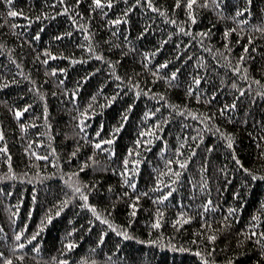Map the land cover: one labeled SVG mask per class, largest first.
Returning <instances> with one entry per match:
<instances>
[{"label": "trees", "instance_id": "16d2710c", "mask_svg": "<svg viewBox=\"0 0 264 264\" xmlns=\"http://www.w3.org/2000/svg\"><path fill=\"white\" fill-rule=\"evenodd\" d=\"M66 2L74 3V0H66ZM158 3L160 6L171 9L173 0H158ZM90 4L91 0H82L79 11L74 15L84 14V18L78 19L77 22L87 25V30L94 36L92 41L88 40L84 29L70 24L66 14L54 15L60 12V6L53 4L52 0H12V8L25 13L24 16L19 17L8 16L9 8L5 0H0V42L7 45V48H0V82L7 83L3 80L4 76L18 81L15 84L9 83L6 88H0V124L4 128L8 146L7 154L0 153V174L8 172L7 156L10 155L12 170L18 175L27 174L28 177L27 179L0 180V251L9 255L4 236L6 235L10 242L14 238V231H19L26 226L27 235L34 232L39 234L31 246L26 245L24 251L27 255L23 264H50V258L53 256L58 259L69 258L70 264H75L82 256L90 260L95 259L97 264H204L195 251L197 248L204 251V245L212 247V243L208 241H205L204 245L199 243L201 237L198 230L209 231L201 229L203 219L209 220L213 228L219 229L222 227L219 223L221 216L227 214L229 207H235L237 211L230 217L231 228L220 232L217 240L213 242L215 249L212 253L213 258L217 264H225L228 259H233L234 264H256L258 260L264 264V258L259 256V249L255 247L254 241L242 245L236 243L237 239H242L237 236V233L241 229L248 231L249 223L253 224L257 230H264V212L260 213L259 221L251 219L260 212L261 205L264 204V179L251 180L249 174L235 163L231 149L227 148L224 140L215 133L214 129L208 131L203 129L201 124L203 142L192 141L191 136L197 132L196 126L200 124V121L195 117L177 114L164 100L159 99L158 96L154 98L155 94L164 93L171 103L178 105L186 103L197 113L211 115L223 102H231L234 98V90L228 86L235 78L233 73L215 65L211 55L201 50L194 40L188 49L182 50L180 62L172 60L176 40L179 39L184 44L191 39L177 32L165 44L161 52L155 55L148 64V68L153 69L156 64L169 59L172 62L167 68L158 71L161 76H166L174 68H180L179 78L171 87L162 79L154 80L150 71L142 70L141 54L159 46V41L168 31L175 32L176 26L169 24L155 13L141 15L143 10L139 7L129 13L130 23L109 26L107 19L89 11ZM124 7L123 0H117V4L108 10L109 18H115ZM262 9H264V0H253L251 6L253 15L249 17L252 23L264 17ZM45 12L48 13L47 17L40 20L34 19ZM226 12L231 15L232 9L229 8ZM150 16H155V19L151 20L154 30L146 33L145 37H138V33L146 26ZM174 16L180 26H183L182 22L185 20L183 10H176ZM29 18L32 19L31 24L27 23ZM14 24L17 27L13 28ZM225 26L233 25L229 20L218 21L215 14L209 10H200L197 23L191 25V28L194 33L200 29L211 28L210 43L215 47L223 48L221 36ZM37 31L40 32L38 40L35 39ZM68 31L72 32L71 36L55 39L61 32ZM113 32H116L115 36L112 35ZM249 32H252L251 27L246 30L245 37H240L238 33H232L229 37L233 45L231 52L233 59L240 55L241 45L247 43L246 37ZM252 34L256 35V39L249 45L247 56L251 59L247 61V67L250 75L261 79L264 84V75H261L264 71V39L254 32ZM125 36L132 41L134 51L128 49ZM237 39L240 40L239 44L236 43ZM85 44L95 45L96 53L91 59L88 58L89 53L84 47ZM45 48L50 54H54L53 58L43 54ZM8 49H11V54L16 57L15 62L10 60ZM121 51L126 53L123 58L120 55ZM38 52L42 54L36 58ZM185 53L193 58L185 62L183 59ZM99 54H103L106 59L100 60ZM201 55L209 64V73L215 69L228 81L226 88L219 90L217 96L211 98V103L197 102L194 97L186 95V86L190 85L187 73L192 70L196 58ZM45 59L48 60L47 64L43 63ZM73 59L77 62L72 63ZM109 60L116 62L114 72ZM17 63L22 66L20 70L25 73V76H30L31 81L36 82L35 86L39 87L44 94L43 99L32 90L31 81L19 75L16 69ZM53 68L57 69L55 74H51ZM60 68L65 69V72H60ZM117 76L124 79L118 80ZM85 77L87 79H84ZM59 81H63V84ZM237 83L243 86L245 82L237 80ZM132 84L139 85L141 92L139 96L136 95L137 89H134ZM252 88L255 91H264V88L255 84H252ZM65 89L68 91L65 92ZM72 90L77 93L74 99L80 111H83L88 103H92L95 114L88 116L87 127L84 129L89 140L110 138L113 135V128L121 122L125 109L129 104L133 105L127 113V121L123 122L124 127L116 135L113 144L116 154L111 160L99 150H94L92 145L85 141L83 134H78L75 128L76 121L73 119L77 111L69 101ZM148 91L154 95H148ZM114 93L118 95L109 103ZM93 95L96 97L94 101L91 99ZM248 97H254L255 103H252L249 98H241L237 102L238 115L230 113L233 115L231 121L216 115L214 123L222 131L233 133L235 154L244 167L253 169L264 176V156L260 155L264 152V146L257 147L258 122H264V97L254 96V92H249ZM25 104L31 107L20 118V122H29L35 127H29L22 135L19 123L11 109L23 108ZM45 106L48 109L47 122L51 124V128H46L44 123ZM157 108L159 112L155 116L144 119L147 111H155ZM169 113H172V116L167 124L161 126L162 131L157 134L158 138L147 146L143 144L139 146V158L142 162L139 165L140 171L136 175L137 188L130 191L119 176V171L122 170L119 165L127 154L128 148H136L134 141L139 137V132L153 127L156 120L168 118ZM245 114H247L248 123L242 124L240 120L245 117ZM208 127L212 128V123H209ZM37 132L42 134L50 132L52 139H49L47 135L37 137ZM97 132L100 133L99 137L96 136ZM185 135L189 137V143L194 147L199 144L197 153L183 171L181 180L176 185V191L163 202V219L160 228H153L155 209L161 207L153 203V198L154 195L163 192V189L155 193L152 191L154 181L158 171H165V160L172 158L173 150L180 137ZM40 139H43L44 143L36 142ZM141 139L153 138L146 134ZM164 141H167L168 150L161 154V148L165 147ZM259 143L264 144V142ZM77 144L80 145V151L69 162L68 154ZM209 145H214L210 153L205 151ZM2 146L3 143L0 142V148ZM26 147L29 148L27 153L23 151ZM52 147L56 148V156H53L51 152ZM93 151L96 152L95 159L100 161V165L94 166L89 162V166L78 173L79 179L96 185V188L88 193L89 202L95 204L102 215H106L105 210H107L110 216L106 218L126 228L130 234L128 239L117 234L119 229L113 231L99 221L91 225L89 231V222L93 217L90 210L79 207L82 203L79 197L63 208L59 216L55 215L56 201L63 199L65 193L71 195V189L65 184L67 176L64 174L75 171L78 165L92 155ZM184 154L185 156L189 154L187 149L184 150ZM45 155L49 157L48 160L40 158ZM57 157L58 163H53ZM205 161H207V171L202 173L200 166ZM112 167H116L117 171L104 170ZM221 168L226 169V173H221L219 171ZM37 173L43 174L41 179H35ZM51 173L56 175H50ZM202 177L208 181L210 195L214 204L218 206L205 214L203 219L200 215L201 210L197 209V205H201L207 195L199 188ZM162 179L167 183V177ZM193 184L197 186L195 189L192 187ZM109 185L112 186L111 192L108 191ZM125 192L129 193V196L133 193H148L147 196H141L138 202L140 207L135 217H129L128 197L116 199ZM235 192H239L240 195L234 196ZM34 194L35 200H33ZM112 204H115V208ZM9 205L13 207L9 208ZM17 208L18 215L12 218L15 221L13 224L10 220L11 212ZM49 209H52L51 213ZM180 211H185L193 216V219L176 227L172 221L177 219V213ZM48 214L53 216L50 223L45 220ZM42 220L45 224L43 228L40 227ZM72 227L77 229L71 237L76 241V247L72 249L70 256L65 253L61 257L59 255L61 244ZM101 231L106 232L105 241L103 244H97ZM147 240H157L159 243H144ZM36 244L40 245L38 255L32 251ZM181 248L189 250L181 251ZM92 249L95 251L93 252ZM13 264H20V262L14 259Z\"/></svg>", "mask_w": 264, "mask_h": 264}, {"label": "snow or ice", "instance_id": "6c2138e0", "mask_svg": "<svg viewBox=\"0 0 264 264\" xmlns=\"http://www.w3.org/2000/svg\"><path fill=\"white\" fill-rule=\"evenodd\" d=\"M125 7L121 10V12L115 16V18H109L108 16V10L112 9L115 4H117V0H91V4L89 5V11L93 14H99L100 16L107 19L109 26H117L121 23H130L129 21V13H132L134 9H137L138 7L141 8L143 11L141 15H144L145 13H155L159 17H162L165 21H167L169 24L176 26L175 32L168 31L164 38H162L159 41V46L154 47L151 50L144 51L141 54V63L143 65L142 70H148L152 73L154 80H163L165 81L169 87L173 86L176 81L178 80V74L180 73V68H174L168 75L161 76L160 72L158 70L165 69L167 66L172 62L169 59H164L161 63H158L154 66L153 69L148 68V64L151 62L152 59H154L155 55L157 53H160L161 50L164 48L165 44L172 39L176 33H180L185 35L186 37H191V39L187 40V43L182 44V42L177 39L175 44L176 47L174 51L172 52V60H175L177 62H180L182 59V50L188 49L192 44L193 40L199 45V48L203 50L204 52H207L211 55L212 61H214V64L217 66H221L223 68L228 69L233 73L234 79L232 80L231 84L228 85V81L224 76H221L219 72H217L215 69L212 70L211 73H209L208 68L209 64L206 62V58L201 55L199 58H196V63L192 65V70L187 73L190 85L186 86V95L188 97H194V99L197 102L203 101L204 103H211V98H215L218 94L219 90L225 89L226 85H228L232 90H234V98L231 102H223L220 107L217 108L216 112L212 113L211 115H206L203 113H197L193 110H191L188 105L185 103L183 105H178L171 103L167 100V97L164 93H158V94H152L150 91H148V95H154V98L156 96L159 97V99L164 100L169 108H172L176 111L177 114H184L187 116L195 117L197 120L200 121V124H198L197 132L195 135L191 136L192 141H200L203 142L204 135H203V129H208V131H215L216 134H218L226 144L228 149H231V155L235 161V163L242 168V170L249 174V177L251 180H257V179H264V176H262L260 173L254 171L253 169L244 167V165L241 163L239 157L235 154V148H234V142H235V136L231 132L222 131L218 125L214 123L216 115H219L221 117H224L228 121H231L233 119V115H230V113L236 114L237 113V102L241 98H249L252 103H255L254 97H248L249 92H254V96L264 97V91H255L252 88V84H255L261 88H264V84H262L261 79L256 78L255 76H251L247 67V61L251 59L250 56H247V53L249 51V45L253 43V41L256 39V35H253L252 33H256L259 35L260 38L264 39V17H262L258 22L252 23V20L249 19L251 17L252 11L251 6L253 3V0H173V4L171 9L167 7L160 6L158 3V0H123ZM6 5L9 8V11L7 12L8 16L11 17H19L24 16L25 13L22 10H17L12 8V0H5ZM53 4H58L60 6V12L54 13V15H60V14H66L68 16V19L70 21L71 25H74L76 28L84 29L87 38L89 41H92L94 39V36L91 32L87 30V25L81 23H78V19L84 18L83 13H79V16L74 15L79 11V6L82 3V0H74V3H67L66 0H52ZM229 8L232 9L231 15H228L226 10ZM183 10L185 20L182 22L183 26H180L177 19L175 18L174 14L176 10ZM200 10H209L215 14V17L218 21L220 20H229L232 23V27L225 26L221 39L223 40V48L215 47L210 43L211 37H212V31L211 28L208 29H200L197 32H193L191 25H195L197 23V20L199 18ZM264 11V9H262ZM48 13H42L41 16H36L34 19L40 20L43 17H47ZM155 19V16H150L148 23L146 26L143 27V29L138 33V37H145L146 33H149L151 30H154L153 24L151 23V20ZM28 24L32 23V19L29 18L27 20ZM13 28L17 27V25H12ZM251 27L252 32H249L247 34V43L241 45L242 51L238 57L235 59L232 58L231 52L233 45L229 41V37L232 33H238L240 37H245L246 30ZM119 29L117 28V32ZM72 32H61L55 39H60V37L63 36H71ZM113 36L116 35V32L112 33ZM35 39H40V32L37 31L35 33ZM128 49L130 51H134L132 41L128 40V37H124ZM31 43V41H29ZM237 44L240 43V40L237 39ZM182 44V47H181ZM207 44V47H206ZM84 47L87 49L89 53V59L92 58V55L96 53L95 45H89L85 44ZM117 47H120L117 45ZM0 48H7V45L5 43L0 42ZM9 52V58L11 61L15 62L16 57L11 54V49H8ZM42 53L38 52L36 54V58H39ZM43 54H47L49 58H53L54 54H50L49 50L45 48L43 50ZM121 58H123L126 53L121 51L120 53ZM98 58L100 60H105L106 58L103 56V54H99ZM193 57L188 55L187 53L184 54L183 59L185 62L187 60H191ZM77 61L75 59L72 60V63H76ZM112 65L113 72L115 71V61H108ZM44 64L48 63V60H43ZM21 65L19 63L16 64V69L19 72V75L22 77H25V79H28L31 81L30 76H25V73L21 71ZM60 72H65V69L60 68ZM57 72V69L53 68L51 69V74H55ZM261 75H264V71H262ZM118 80H123L124 77L117 76ZM84 79H87L85 77ZM4 81H7V83L0 82V88H6L9 83L15 84L18 81L15 79H9L7 76L3 77ZM237 80L244 81V85L240 86L237 83ZM214 81H218V83H214ZM129 82H131V78H129ZM60 84H63V81H59ZM31 84L33 86V89L38 96H40L42 99L44 98V94L41 92L39 87H36L35 81H31ZM132 87L134 89H137L136 95L139 96L141 94L139 90L138 84H132ZM247 90V91H246ZM68 90L65 89V92ZM55 95V93H53ZM77 95L75 90H72V94L69 97V101L73 104L74 108L77 111V115L73 117V119L76 121L75 128L78 130V134H83V138L87 143H90L94 150H99L100 152L104 153L105 156L111 160L113 156H115V148L113 147L114 141L116 139V135L120 132V129L124 127V121H127L128 115L127 113L131 110L133 107L132 104H129L128 107L125 109L124 113L121 116V122L117 127L113 128V135L108 139H99L97 140H89L87 133L84 131V129L87 127L86 120L90 114L94 115L95 112L92 108V103H88L83 111L79 110V106L76 104V101L74 97ZM118 93H114L112 98L108 101L111 103L113 100H115ZM93 101L96 99L95 95L91 98ZM31 106L29 104H25L23 108L15 107L12 108L11 111L14 113L15 118L17 119V122L19 123V128L21 130V134L25 132L29 127H35L34 124H30L29 122H20V118L24 115V113L30 108ZM103 107V106H102ZM159 112V108H157L155 111H147L145 113L144 119H147L148 117L155 116L156 113ZM47 116H48V109L45 106L43 109V117H44V123L46 128H51V124L47 122ZM172 113L168 114V118H162L155 121V125L153 127L148 128L147 130H142L139 132V137L134 141V144L136 148H128L127 154L123 157L119 168L122 169L119 171V176L122 178L123 184L127 185L128 188L131 190H135L137 188V178L136 175L140 171L139 165L141 164L140 152L138 151L139 146L141 144L147 146L150 143H153L156 138H158L157 134L162 131V125L167 124L169 122V119L171 118ZM33 119H38L37 117H33ZM212 123V128L208 127V124ZM240 123L247 124V114H245V117L240 120ZM259 123V131L257 134V147H262L264 144H261L259 142H264V122H258ZM203 125V129H201L200 125ZM151 136L153 139H141L142 137H145V135ZM42 135H47L49 139H52L50 132L40 133L37 132L36 136L40 137ZM100 133L97 132L96 136L99 137ZM0 142L3 143L2 148H0V153L7 154L8 153V146L6 143V137L5 132L2 124H0ZM37 143H44L43 139L37 140ZM165 147L161 148V154H164L167 152V141H164ZM103 145H107V147H102ZM199 147V144H197L195 147L193 144L189 143V137L187 135L180 137L179 142L176 146V148L173 150L172 158H168L165 160V171H158L157 177L154 181V185L152 188V191L158 192L160 189H163V192L154 195L153 203L158 204L161 207L155 209V219L152 222L153 228H160L161 221L163 219V202L166 201L170 196H172V193L176 191V185L181 180V175L183 171L187 168L189 161L196 155L197 148ZM214 145H209L205 151L206 152H212ZM187 149L188 155L185 156L184 150ZM24 152H29V148H24ZM80 151V145L77 144L75 148L68 154V160L69 162L72 160V158L77 156V153ZM51 152L53 156H56V148L52 147ZM36 155V154H33ZM261 156H264V152L260 153ZM96 152L93 151L92 155L88 157V159L82 164L78 165L75 171H71L69 173H65L64 175L67 176V180L65 181V184L69 189H71V195L65 193L63 195V199L56 201V211L55 215L59 216L63 208L67 207L68 204L71 201H74L77 197L82 201V203L79 204V207L82 209H88L90 210L93 219L89 222V231L91 230V225H94L99 221L102 225L107 226L108 229H111L113 231H118V235L124 237L125 239H128L130 234L126 228H123L120 225L115 224L110 219L106 218L107 216H110V213H107V210H105L106 215H102L100 211H98L97 206L95 204H92L89 202V195L93 189L96 188L95 184H90L88 181H83L79 179L78 173L83 169L87 168L89 166V162H91L92 165L98 166L100 165V161L95 159ZM135 157V158H133ZM43 160H48L49 157L47 155L40 157ZM8 160V172L4 174H0V180H9L13 178L17 179H27V174L24 175H18L16 172L12 170L11 166V156H7ZM33 163H35L33 161ZM53 163H58V157L56 160L53 161ZM174 165L176 167H174ZM207 161L204 162L203 165L200 166V171L202 173H206L207 171ZM131 166V167H130ZM105 171L111 170L112 172H116L117 168L112 167L110 169L105 168ZM221 173H226V169L221 168L219 169ZM42 173H37L35 176V179H41ZM50 175H56V173H51ZM163 177H167V183L164 182L162 179ZM193 189H195L197 186L195 184L192 185ZM200 191L206 193V197L204 199V202L201 205H197V209L201 210L200 215L203 219L205 214H207L210 210H214L217 205L214 204L213 199L210 195V191L208 188V181L203 179L202 177V183L199 185ZM108 191H112V186H108ZM6 195H10V193H6ZM147 192H142L139 194L133 193L131 196H129V193L125 192L122 193V195L117 196L116 199L120 200L122 197H128L129 204L128 207L130 209L129 217H135L136 211L140 207L139 201L141 199V196H147ZM234 196H239V192L233 193ZM193 196H195V193H193ZM35 194L33 195V200H35ZM9 208H12V205L8 206ZM112 207L115 208V204H112ZM49 213L52 212V209L48 210ZM237 209L235 207H229L227 209V214H224L221 216L219 223L222 225L221 228L216 229L212 227V222H210L207 219H203V222L201 223V229H208L209 231H201L198 230L199 236L201 237V240L199 243L204 245L205 241H208L212 243V247L209 248L207 245H204V251H201L199 248H197L196 255L200 257V260L204 262V264H217L216 260L213 258L212 253L215 250L214 249V243L220 232H223L225 230H229L232 225V220L230 217L236 213ZM261 212H264V204L261 205L260 212H258L256 215L252 216L253 221H259L261 219ZM18 215V208L15 211L11 212L10 220H12V223L14 224L15 221L14 217ZM53 219V216L51 214L46 215L45 220L47 222H51ZM193 219V216L188 215L185 211H180L177 213V219L173 220L172 223L174 226L179 227L182 225L185 221H190ZM238 219V217H237ZM129 223H131V220H129ZM45 226L44 220L41 221L40 227L43 228ZM248 231H245L243 229L240 230V232L237 233V236L242 237V239H237L236 243L237 245H242L249 241L255 242V247L259 249V256L264 258V230H257L253 224L249 223L247 225ZM77 229L75 227H72L70 231L66 233V239L61 244V251L59 255L61 257L64 256L65 253H68L69 256L71 254L72 249L76 247V241L72 239V234L75 233ZM38 232H34L31 235H27L26 233V226L24 228H21L19 231H14L13 233V239L9 242L8 237L4 236V241L6 242L7 251L10 253L9 255H5L4 251H0V264H13L14 259L19 261L20 264H23L25 261L27 253L24 251L26 245L31 246L32 242L36 240ZM106 232L101 231L97 244H103L105 241ZM144 243L148 244H156L159 243L157 240H147L144 241ZM193 243H196V241H193ZM10 244V246H8ZM169 247H172V245H167ZM118 250V249H117ZM181 251H187L189 249L181 248ZM34 253L37 255L40 253V245L36 244L35 247L32 249ZM94 252L95 249H92ZM50 264H70L69 258H63L58 259L56 256H53L50 258ZM75 264H97V261L95 259H88V257L82 256L78 261L75 262ZM225 264H234L233 259H228ZM256 264H261V262L258 260Z\"/></svg>", "mask_w": 264, "mask_h": 264}]
</instances>
